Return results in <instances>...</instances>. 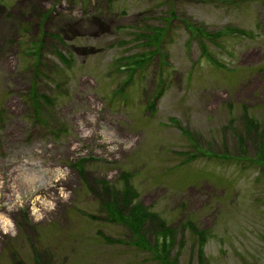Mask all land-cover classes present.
Here are the masks:
<instances>
[{
	"label": "rangeland",
	"instance_id": "1",
	"mask_svg": "<svg viewBox=\"0 0 264 264\" xmlns=\"http://www.w3.org/2000/svg\"><path fill=\"white\" fill-rule=\"evenodd\" d=\"M123 174L176 264L194 227L205 264H264V0H0V264H168L106 218Z\"/></svg>",
	"mask_w": 264,
	"mask_h": 264
},
{
	"label": "trees",
	"instance_id": "2",
	"mask_svg": "<svg viewBox=\"0 0 264 264\" xmlns=\"http://www.w3.org/2000/svg\"><path fill=\"white\" fill-rule=\"evenodd\" d=\"M192 25V24H191ZM192 28L195 33L201 36L206 37H214L219 36L223 32H240L244 33L243 29H238L231 26H226L225 28L213 32H209L203 27L192 25ZM163 28L162 27H150V32L145 37V40L147 42H150L148 45H155L158 46L161 38ZM45 33H42L44 35ZM42 44V37L40 36L39 39L37 38L36 44L33 47L34 49L31 50L33 54L36 55V60L38 62V56H39V49ZM201 53H203L206 57H209V53L206 50V47L204 44L201 43L200 45ZM34 51V52H33ZM154 52V49L151 50L150 53ZM150 53H147L145 55L138 53V54H132L131 56H128L126 59L127 66L130 67V74H128L127 78L131 75L132 71L136 68H139L146 59H149L151 56ZM155 53V52H154ZM157 53V51H156ZM61 58L64 59L62 54H59ZM159 61L162 64H165V54L164 52H158ZM213 61V60H212ZM215 62V61H213ZM122 86H120L117 90H121ZM161 91V89H157L156 93L151 97V99L147 102V106L150 108L152 107L154 98H156L157 94ZM28 97L31 102V105L34 109V116L37 118V115H39V106L41 101L49 104L51 102V99L42 94L37 93L35 86L33 83H31L29 89H28ZM248 123L251 121L249 119H246ZM84 158H79L76 161V164L79 165ZM128 176L127 174L122 175V185L119 189V196L121 202L119 203L117 201V197L115 194H112V197L110 200L103 201V205L107 210V216L109 220H115L120 221L123 224H125L132 235L135 237L133 238L132 242L139 246L143 250H148L151 252V256L159 259L160 261H165L168 264H176L175 257H172L171 259L168 258V250L173 242V235H172V227L164 224V221L160 219L153 211L148 210L147 207L142 204V202L137 198V192L132 188V186L129 184L127 180ZM147 220H150L152 222H155V228H154V234L153 239L149 240L144 235V224ZM192 227V226H190ZM192 231L196 234L197 237V258H198V264H205L203 262V254H202V244H203V231L201 229L191 228ZM108 239V238H107Z\"/></svg>",
	"mask_w": 264,
	"mask_h": 264
},
{
	"label": "clouds",
	"instance_id": "3",
	"mask_svg": "<svg viewBox=\"0 0 264 264\" xmlns=\"http://www.w3.org/2000/svg\"><path fill=\"white\" fill-rule=\"evenodd\" d=\"M8 207H9V210H12L11 205H9ZM10 228H12L11 220L6 218L3 214H0V229H2L5 233H7Z\"/></svg>",
	"mask_w": 264,
	"mask_h": 264
}]
</instances>
